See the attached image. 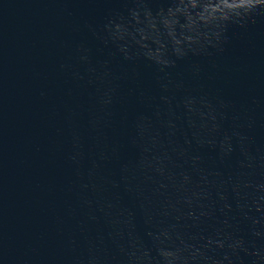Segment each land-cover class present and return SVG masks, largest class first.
Wrapping results in <instances>:
<instances>
[{
	"label": "water",
	"instance_id": "obj_1",
	"mask_svg": "<svg viewBox=\"0 0 264 264\" xmlns=\"http://www.w3.org/2000/svg\"><path fill=\"white\" fill-rule=\"evenodd\" d=\"M0 0V264H264V4Z\"/></svg>",
	"mask_w": 264,
	"mask_h": 264
},
{
	"label": "clouds",
	"instance_id": "obj_2",
	"mask_svg": "<svg viewBox=\"0 0 264 264\" xmlns=\"http://www.w3.org/2000/svg\"><path fill=\"white\" fill-rule=\"evenodd\" d=\"M227 5H230L227 9H222L225 15L232 18L246 15L254 7L247 6L248 0H223ZM259 5L264 4V0H258Z\"/></svg>",
	"mask_w": 264,
	"mask_h": 264
}]
</instances>
